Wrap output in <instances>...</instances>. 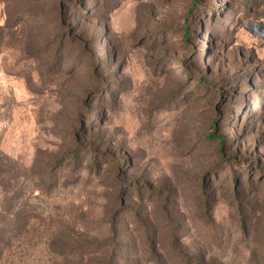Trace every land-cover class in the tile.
I'll list each match as a JSON object with an SVG mask.
<instances>
[{
    "label": "rangeland",
    "instance_id": "rangeland-1",
    "mask_svg": "<svg viewBox=\"0 0 264 264\" xmlns=\"http://www.w3.org/2000/svg\"><path fill=\"white\" fill-rule=\"evenodd\" d=\"M0 264H264V0H0Z\"/></svg>",
    "mask_w": 264,
    "mask_h": 264
},
{
    "label": "trees",
    "instance_id": "trees-1",
    "mask_svg": "<svg viewBox=\"0 0 264 264\" xmlns=\"http://www.w3.org/2000/svg\"><path fill=\"white\" fill-rule=\"evenodd\" d=\"M196 3H198V0H195V4H196ZM189 36H190V33H187V39L189 38ZM204 80H205V77L202 76L201 79L199 80V82H202V83H203ZM107 91H108V90H106V92H107ZM209 138L212 139V140L220 139V137H218L217 135H215L214 132L210 133ZM222 141H223V140H221V142H222Z\"/></svg>",
    "mask_w": 264,
    "mask_h": 264
}]
</instances>
